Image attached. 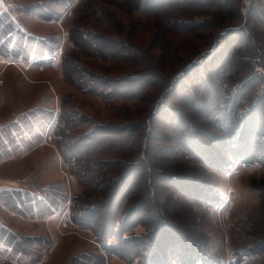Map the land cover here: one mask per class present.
Masks as SVG:
<instances>
[{
    "label": "rangeland",
    "instance_id": "374dc122",
    "mask_svg": "<svg viewBox=\"0 0 264 264\" xmlns=\"http://www.w3.org/2000/svg\"><path fill=\"white\" fill-rule=\"evenodd\" d=\"M47 2L53 4L52 7L58 8L59 3L64 6L57 18L45 17L40 10L22 11L30 3ZM211 2L186 6L183 10L187 13L180 12L178 18H169L164 16L163 10L152 12L146 6L137 9L140 0H0V8L23 30L37 37L53 38L56 46L52 55L39 61L23 62L0 56V126L37 106L51 109L56 114L63 109L70 111V116L62 123L68 137L86 135L98 125L130 126L143 121L150 116L156 99L163 94L161 84L146 89L138 97H117L115 93L103 96L99 92L105 90L104 86H99V92H85L78 87L79 69L86 73V87L102 78L120 79L149 68L158 76L173 77L213 45L223 46V38L218 39L222 27L242 25L246 15L249 17V0H231L228 4V9H241L240 18L234 11L226 16ZM184 18L193 24L185 25ZM173 19H183V22L174 25ZM251 22L249 29L257 41L255 45L264 50V28ZM258 38L263 40L259 42ZM91 42L103 53H92ZM64 55L65 59L62 58ZM171 101L179 104L182 111H187L180 101ZM74 117L78 118L79 124L73 123ZM145 127L140 130L141 135ZM101 133L98 137H105ZM102 142L104 146L112 143L108 138ZM99 144L101 139L96 143ZM60 150L53 124H50L31 147L0 156V189L38 190L52 186L61 189L65 195L59 210L43 218L24 217L0 205V224L29 236L32 241L37 237L49 240L48 248H44L41 259L34 264H70L72 259L86 252L97 253L96 247L105 256L93 264H137L125 259L115 240L108 239L111 245L103 251L94 231L70 221L69 206L73 196L77 205H89L91 201L103 199L97 191L99 188H91L95 177L82 179L88 187L80 184ZM125 154L129 153H103L98 158L108 162ZM161 159L153 163L158 170H163L161 173L195 177L200 179L198 183L203 187L208 184L207 195H202V190L190 192L193 199L206 201L216 193L220 195L216 203L203 204L198 199L200 203L197 204L172 185L159 182L172 189V193L160 195L159 203L167 220L181 227L178 234L189 239V245L210 264H264V165L252 159L246 163V158H242L234 161L225 172L192 162H160ZM123 171L119 165L101 169L114 177L121 176ZM126 197L125 207L136 205L141 198L138 193ZM123 210L122 206L120 215ZM149 210L148 206L146 211ZM102 214L98 209L95 215L100 217ZM140 218L144 220L147 216L140 213ZM132 232L143 235L154 231L140 222L134 224ZM17 258L0 251V264H28ZM77 258L72 264H88L87 260Z\"/></svg>",
    "mask_w": 264,
    "mask_h": 264
},
{
    "label": "trees",
    "instance_id": "16d2710c",
    "mask_svg": "<svg viewBox=\"0 0 264 264\" xmlns=\"http://www.w3.org/2000/svg\"><path fill=\"white\" fill-rule=\"evenodd\" d=\"M210 1L222 9L226 16L232 14V11L237 12V17L242 16L238 7L227 8L231 0H140L137 9L146 6L152 12L163 10L164 16L178 18L176 16L180 12L187 13L183 10L186 6H199ZM249 2V17H245L247 23L225 27L222 25L218 39L223 38V46L213 45L173 77L158 76L149 68L120 79L102 78L86 87V73L79 69L76 80L78 87L85 92H99V86H104L105 90L99 92L103 96L115 93L117 97H138L146 89L161 84L163 94L156 99L151 117L147 116L143 121L130 126L98 125L86 135L73 134L68 137L62 123L70 116V111L63 109L56 114L51 109L37 106L0 126V156L31 147L41 139L48 126L53 124L55 141L60 145V152L69 168L74 170L79 183L85 186L88 184L82 179L90 180L95 177L91 188H99L97 191H100L103 199L91 201L89 205H77L73 196L69 206V219L94 231L97 241L102 243L103 251L110 247V241L107 240L111 239L115 240L116 247L122 250L129 262L210 264L198 250L189 245V239L182 236V233L178 234L181 227L165 217L159 197L172 193V189L159 182L172 185L197 204L200 201L203 204L216 203L220 200V195L216 193L206 201L201 198H198L200 201L193 199L194 195L190 192L202 190V195H207L208 184L203 187L198 183L200 179L182 174H163V170H158L153 163L158 162L159 158H163L160 162L182 160L225 172L234 161L242 158H246V163L252 159L264 165V50L255 45L257 41L249 29L251 21V24L256 23L264 28V0ZM52 6L48 2L41 5L30 3L22 11L40 10L45 17L57 18L64 6L60 3L57 4L58 8ZM182 20L173 19L171 23L176 25L184 21L185 25L193 24L185 18ZM257 40L261 42L263 39ZM55 50L53 38L37 37L23 30L8 12L0 8L1 57L23 62L39 61L52 55ZM90 50L97 55L103 53L94 43ZM64 57L65 55L62 58ZM171 100L180 101L187 111H182L180 105ZM74 118L73 123L79 124L78 118ZM144 126L146 127L141 135L140 130ZM99 133L105 137L99 138ZM106 138L113 144L104 146L102 141ZM98 139H101V144L97 146ZM103 153L129 154L115 156L113 160L106 162L98 158ZM116 164L124 170L121 176L114 177L101 172L103 168L118 166ZM110 165L113 167H109ZM135 193L141 196L139 201L134 206L133 203L125 207L123 201L126 196ZM64 200L63 191L52 186L38 190L0 189V205L29 218H43L54 214ZM122 206L124 210L120 215ZM148 206L150 210L146 211ZM98 209L99 214L103 213L100 217L95 215ZM140 213L147 216V219L141 220ZM126 220L127 224L124 223ZM140 222L154 231L150 233L151 238L149 233L133 234L134 224ZM175 239L177 242H174ZM49 244V240L45 238L37 237L32 241L29 236L20 235L0 224V251L18 256L17 259L21 262L36 263ZM96 249L97 253L86 252L76 258L87 260L88 264L103 260L105 255L99 252V247Z\"/></svg>",
    "mask_w": 264,
    "mask_h": 264
}]
</instances>
